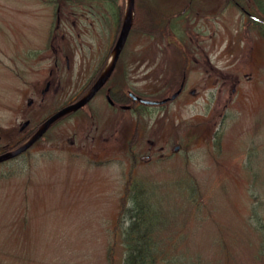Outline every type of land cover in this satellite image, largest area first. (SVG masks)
<instances>
[{"label":"rangeland","instance_id":"374dc122","mask_svg":"<svg viewBox=\"0 0 264 264\" xmlns=\"http://www.w3.org/2000/svg\"><path fill=\"white\" fill-rule=\"evenodd\" d=\"M189 3L184 19L178 18ZM223 3L150 0L152 8L158 5L159 12L174 15L170 34L157 41L134 33L128 38L126 51L138 50L144 60L154 55L153 49L170 56L163 60L157 53L163 66L154 85L147 79L148 68L139 69L144 75L134 88L149 99L169 97L178 88L182 63L172 57L178 45L198 53L189 58L183 96L171 105L143 109L139 117L127 115L118 125L120 130L140 128L139 156L148 154L146 140L155 143L149 162L132 164L123 146L107 162L96 163L89 151L70 144L74 132L84 126L76 115L52 128L25 156L0 166V264H107L118 200L130 176L159 184L171 202V219L157 235L163 261L176 257L171 264H264L257 256L260 239L250 228L255 221L251 210L264 202V190L246 174L253 171L256 182L264 177V43L254 34L239 33V14L230 7L216 17L202 14ZM60 8L43 0H0V151L18 141L24 122L37 127L65 102L47 97L43 104L34 98L33 109L26 105L27 92L40 77L30 68L40 73L47 65L26 64V56L51 45L48 36ZM90 38L82 35L80 42ZM234 80L238 82L232 92ZM171 83L172 88L158 93ZM144 86L149 91H143ZM103 119L97 116L94 121L101 126ZM250 148H255L252 158L241 167ZM14 168L22 171L11 175ZM186 175L198 182L197 207L171 190ZM256 210L262 220L263 209ZM118 243L115 264L122 258Z\"/></svg>","mask_w":264,"mask_h":264},{"label":"flooded vegetation","instance_id":"af4514ba","mask_svg":"<svg viewBox=\"0 0 264 264\" xmlns=\"http://www.w3.org/2000/svg\"><path fill=\"white\" fill-rule=\"evenodd\" d=\"M64 1H66L67 5L63 7V11H60V8L58 12H55V25L48 36V42L51 45H49L48 49L42 51L33 50L26 56V64L30 62L36 65L39 63L47 64L46 68L41 69L40 73L36 72V69L30 68L33 75L40 74V77L36 85L32 86L31 92H27L26 105L28 109L35 107L34 98L39 99L42 104L47 97L50 100H62L64 98L65 102L56 110L52 108V111L46 114L45 118L41 121L43 122L47 117L52 116L62 108L80 101L90 92L98 79L113 62V69L109 77L86 105L62 117L47 133L65 118L78 115L79 118H83L84 126L82 129L74 132L75 140H71L70 144H75L80 152L89 151L94 155L93 160L96 163L107 162L108 158H112V153L123 146L130 151L132 164L136 163V160L139 161V159L142 162H149L155 143L151 140H146L150 146L148 154L143 157L139 156V153L137 155L135 151L139 145L140 128L134 125L131 128L126 127V129L123 127L120 130L121 126L118 125L122 122L123 117L127 115L139 117L143 113V109L148 111L151 107L164 106L163 104L147 106L140 103L134 97L162 101L171 98L173 94H177L172 101L165 103V105L175 103L179 96L187 91L185 89V82L189 58L191 55L194 58L198 53L193 50L189 52L184 46L177 48L176 53H179V58L183 60L182 64L184 65L185 62L182 80L177 85L178 88L175 89V87L173 89L174 92L169 97L160 99L157 96L149 99L146 94L141 95L135 91L134 87L137 84V79L144 75V73H139V69L148 68L147 79L154 85L157 70H160L163 66L161 60L156 55L160 53L159 57L164 60L165 55L163 56L162 53H165V51L161 52L153 49L154 55H150L149 59L146 60L138 55V50L126 51L128 38L133 34L132 22L126 43L122 46L119 53H116V43L125 16L124 0H63L62 2ZM59 6H56L57 9ZM229 7L239 14V24L237 27H239L238 31L240 34H248L253 30L252 27H257L261 33L264 32V0H224L223 4H218V6L212 8L208 13L202 14L216 17ZM135 10L134 1V16ZM185 11L186 9L183 10V12ZM196 14L199 15L198 12ZM74 33L76 34V40L73 38ZM82 35H89L91 37L88 43L84 40L80 42ZM260 35L259 33V43L262 44L261 40L263 38ZM53 37L54 39H52ZM108 39L111 41L108 42ZM54 41L57 42L56 46L52 44ZM206 64L210 67L209 63ZM192 67L191 69H193ZM28 71L30 70L26 69V74ZM24 77L23 74H20L19 79H24ZM237 82V80L231 82L232 92L235 90L234 87ZM172 83L170 86L165 84L164 89L161 88L158 93L161 94L166 88H172ZM225 83L228 82L226 81ZM142 90L149 91L148 87L145 86ZM194 93L195 90L190 92V94ZM152 94L155 95L156 93L153 92L150 96ZM42 104L37 106L39 112ZM97 116L104 118L103 125L98 126L96 124L94 120ZM25 123L27 125L24 127ZM29 124V121L24 122L17 133L18 141L4 147L0 152L8 150V148L16 149L19 142L30 133H35L34 127L29 128ZM131 171H134L133 168H131Z\"/></svg>","mask_w":264,"mask_h":264},{"label":"trees","instance_id":"16d2710c","mask_svg":"<svg viewBox=\"0 0 264 264\" xmlns=\"http://www.w3.org/2000/svg\"><path fill=\"white\" fill-rule=\"evenodd\" d=\"M62 1L63 0H52L51 2L55 5L61 4L63 7L66 6V1ZM134 1L136 10L132 33L159 39V32L170 29L169 25L174 20L172 15L169 14L164 17V12L156 10L160 8L159 6H156L155 9L152 8L150 0ZM31 134L33 133H30L21 142L28 139ZM262 147L264 146L262 145ZM11 149L12 148H8V150ZM253 149L255 148L249 149L246 160L243 161L241 167H244L251 160ZM25 155L26 154L21 157ZM19 158L12 161H16ZM24 161L26 163V160ZM21 171L22 169L14 168L9 173L11 175H18ZM246 172L249 179L263 191L264 177L261 181L256 182L252 173L253 171L247 170ZM262 172L264 173V170H262ZM147 183L148 182L143 183L133 177H129L124 183L123 192L118 200V215L111 233L113 241L111 242L112 244L106 248L105 259L107 264H115L117 261L115 259V246L118 240V245L122 254L120 264H160L162 262L163 264H171V262L177 260L176 257H173L168 261H163L162 241L159 239V236H157L158 233L166 228V220L169 217L167 209H169L171 202L167 199L162 186L159 184L150 185ZM172 187V191H178L180 196L183 195L185 197L187 204L190 203L196 207L199 206L198 193H200V189L198 182L193 177H188V175H186L185 178L174 182ZM257 207H253L251 210V214L255 217V221L251 224L250 228L260 239V253L257 254V256H262V258H264V218L261 220L258 213H256V209L259 208H262L264 211V202ZM169 211L173 213L175 209L171 208ZM169 219L171 218L169 217Z\"/></svg>","mask_w":264,"mask_h":264},{"label":"water","instance_id":"95a60500","mask_svg":"<svg viewBox=\"0 0 264 264\" xmlns=\"http://www.w3.org/2000/svg\"><path fill=\"white\" fill-rule=\"evenodd\" d=\"M133 11H134V0H127V6H126V14L123 22V26L120 32V35L118 37V41L116 43V53L118 54L120 49L125 43V40L127 38V35L130 31L131 25H132V19H133ZM113 69V66L108 68V70L99 78V80L96 82L92 90L80 101L77 103L67 106L52 116H50L40 127L39 129L34 133V135L29 138L24 144H22L20 147L13 151L5 152L0 155V163L6 162L8 160H11L26 150H28L36 141H38L45 133L46 131L51 127L53 123H55L57 120H59L61 117L69 114L70 112L76 111L77 109L83 107L95 94V92L104 84V82L109 77L111 71ZM177 94L172 96V100L176 97ZM139 101L146 105H153L156 104L152 101H147L143 99H139ZM27 125V123L24 124V127Z\"/></svg>","mask_w":264,"mask_h":264},{"label":"bare ground","instance_id":"6f19581e","mask_svg":"<svg viewBox=\"0 0 264 264\" xmlns=\"http://www.w3.org/2000/svg\"><path fill=\"white\" fill-rule=\"evenodd\" d=\"M195 4L197 5V3H195ZM252 29L253 30H251L248 34H246L247 36L250 35V34H254L255 36H257V39H259L258 35L260 33L261 34L260 37H262L264 39V32L261 33V31L257 27H252ZM168 34H169L168 29H165V30H162L161 32L158 33V36L160 37L159 39H157L155 37H149V38L153 39V40L155 39L154 41H157V40L164 39V37H166ZM134 98L137 99V100L139 99L138 97H134ZM259 253H260V248L258 249V254ZM259 257H261V256H259Z\"/></svg>","mask_w":264,"mask_h":264}]
</instances>
